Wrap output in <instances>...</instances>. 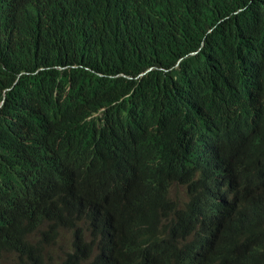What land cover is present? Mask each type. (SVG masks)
I'll return each instance as SVG.
<instances>
[{
	"label": "clouds",
	"instance_id": "clouds-1",
	"mask_svg": "<svg viewBox=\"0 0 264 264\" xmlns=\"http://www.w3.org/2000/svg\"><path fill=\"white\" fill-rule=\"evenodd\" d=\"M210 1L173 0V6L185 23L199 24L208 14L205 8ZM215 1L224 6H216L209 13L221 11V14H217L196 47L177 61L176 71L168 68L154 71L150 67L128 72L116 67L105 80L101 94L92 90L87 76L94 71L87 66L85 48L80 47L84 40L77 34L73 33L67 47H55L63 60L77 46L83 49L72 59L81 61L74 73L67 72L68 60L51 73L53 69L45 65L42 56L53 58L36 39L29 52L51 73L49 89L58 100L59 109L56 121L42 123L33 133L32 121L25 114L29 99L32 94L47 90L39 87L35 92L19 80L6 79L10 66L7 49L18 24L49 21L55 12L50 0H18L10 19L0 26V126L6 123L8 135L18 136V140L0 145V155H40L45 152L44 145L37 150L30 147H37L46 134L50 135L43 143L51 144L47 145L48 158L36 161L42 180L39 184L16 185L9 180L0 183V247H6L0 252V264H7L6 260L24 264H186V258H202L214 249L239 242L226 222L240 202L264 212V66L250 72L240 90L233 84L239 93L231 98L224 95L232 55L243 63L248 60V52L257 46L264 47V34L260 35L264 29V0ZM230 8H236L234 16L226 13ZM238 40H241L239 45ZM256 57L264 60V52ZM80 76L86 77L82 85L89 101L71 112L74 106H69L67 101ZM177 91L181 94L176 95ZM171 97L176 100H164ZM162 100V104L155 105ZM234 101L237 106L232 105ZM98 104V110L93 112ZM196 105L204 111L190 127L189 118L195 114ZM223 112L230 113L232 121L218 125ZM11 115L18 123L13 128L7 123ZM144 115L147 116L143 120ZM57 123L72 126L94 147L101 144L130 147L141 159L143 155V160L148 161L143 168L154 167L170 184L166 197L174 204L169 219L160 224L172 220L171 224L187 230L171 232L165 238L149 235L143 241L128 229L112 227L103 202L97 198L88 200L91 186H85L84 179L71 182V173L78 171V166L84 168L87 148L79 147L85 159L72 167L70 161L77 147L72 140L55 132ZM29 125L31 129H27ZM204 137L214 140L221 148L200 166V155L192 160L189 152H194ZM24 143L30 146L28 150L22 149ZM187 163L190 166L184 169L174 166ZM140 165L133 163L135 168ZM144 175L142 172L138 177ZM193 180L201 186L193 188ZM14 196V202L7 203ZM202 216L209 217L207 225L200 223ZM258 226L264 236V221L258 222ZM27 247L38 250L30 254ZM198 250L205 251V255L193 256ZM24 254L28 257L23 258Z\"/></svg>",
	"mask_w": 264,
	"mask_h": 264
},
{
	"label": "trees",
	"instance_id": "trees-1",
	"mask_svg": "<svg viewBox=\"0 0 264 264\" xmlns=\"http://www.w3.org/2000/svg\"><path fill=\"white\" fill-rule=\"evenodd\" d=\"M50 1L55 12L53 18L49 21L38 20L34 24H18L17 33L7 49L10 66L6 72V79L8 81L19 80L35 92H38L39 87L47 90L40 94H32L29 99L25 114L32 121V129L30 125L27 129H31L33 133L41 128L42 123L56 121L55 114L59 109V103L49 89L51 73L63 67L66 60L70 63L67 72L74 73L78 70L81 61H72V59L83 50L81 48H85L87 66L94 71L87 76L91 80L92 90L94 93L101 94L105 89V80L116 67L120 71L128 72H139L150 67H153L154 71L159 68L176 71L177 61L196 47L197 41L211 28L217 14H221V11L209 12L216 6H224L220 2L211 0L205 8V12L208 13L205 20L199 24H190L185 23L181 13L174 9L173 0ZM17 4L18 0H0V26L10 19ZM241 6L245 7V1ZM235 10L236 8H230L226 13L234 16ZM73 33L84 41L80 44L81 48L77 46L63 60L55 47H67L72 41ZM261 34H264V29L260 32ZM36 39L47 49L46 53L51 54L53 58L42 56L45 65L53 69L51 73L37 57L29 52L30 45ZM240 42L241 40H238L237 44L239 45ZM259 52H264V47L257 46L248 52L246 54L248 60L243 63L238 61V56L230 53L232 55L231 66L224 86L226 97L231 98L235 93H239L234 85L239 86L240 90V86L244 87L248 74L264 66V60L256 57ZM223 73L227 75V69L224 68ZM85 79L86 77L83 76L78 77L74 90L68 98L67 104L74 106L71 112L77 111L81 103L89 101L88 92L82 85ZM206 88L212 90L211 87ZM175 94L180 95L181 92L177 91ZM164 100L175 101L176 99L171 97L164 98ZM164 100L155 105L162 104ZM232 105L237 106L235 101ZM99 106L100 104L96 105L92 109L93 112H96ZM203 111L202 107L196 105L195 114L189 118L190 127L195 124ZM85 113H88V110H85ZM224 114L225 112L219 116L218 125L229 124L232 121L233 117L230 113L229 115ZM146 116L144 115L143 120ZM176 116H180V113ZM55 132L72 140L77 147L76 153L72 154L71 160L74 161L71 163L72 167L85 159L79 147L87 148L84 168L78 166L79 170L71 173L70 180L75 183L84 179L83 184L91 186L88 200L94 201L97 198L103 202L106 217L112 227L128 229L137 239L142 238L143 241L149 235L165 238L171 232L180 233L187 230V228L182 229L180 225L174 224L171 231L172 227L169 224H160V221L169 219L174 204L166 197L170 184L168 179L157 172L154 167L149 170L146 167L141 170L135 168L133 163H141L144 160L130 147H116L109 144L94 147L72 126L65 123H57ZM28 134L31 135V133ZM48 135L50 134H46L40 140L37 147H30L24 143V148H22L30 147L37 150L38 147L44 145L45 152H42V155L34 154L29 157L25 154L22 156L1 154L0 183L9 180L16 185L39 184L42 180L36 161L44 160L45 156L48 157L47 145L51 142L43 143ZM169 138L172 136L167 139ZM17 140L18 136L8 135L6 123L0 126V145ZM167 143L168 141L165 144ZM65 156L69 158V152L66 151ZM174 166L183 169L189 167L187 164ZM142 172H145V175L139 178L138 174ZM199 186L201 185L195 180L192 181L193 188ZM188 196H192L190 190ZM9 199L7 203H13L16 197ZM202 217L200 223L207 225L209 217ZM227 218L226 224L239 237V242L214 249L202 258H186V264H264V236L262 229L258 226V222L264 221V212L247 202H240L231 216ZM5 249V246H1L0 252ZM26 249L30 254L38 250L37 247ZM27 257L23 255V258Z\"/></svg>",
	"mask_w": 264,
	"mask_h": 264
},
{
	"label": "bare ground",
	"instance_id": "bare-ground-1",
	"mask_svg": "<svg viewBox=\"0 0 264 264\" xmlns=\"http://www.w3.org/2000/svg\"><path fill=\"white\" fill-rule=\"evenodd\" d=\"M7 123L9 124V126L11 128L15 127L18 124L17 121L14 120V116L13 115L10 116L9 120L7 121ZM220 148H221L220 145L217 144L214 140H212V139H210L208 137H204L201 140V142L199 143V145L197 146V148L195 149V151L194 152H189V153L192 154V160H193L195 155H200L199 165L203 166L205 161L211 159L214 155H216L218 153V151L220 150ZM144 153H145V151H144ZM45 157H47V156H45ZM142 157H143V155H142ZM66 160L69 161V158L66 157ZM192 160H191V162H192ZM70 162L73 163L74 161L71 160ZM146 165H148V161L144 160L143 162H141V165L139 166V169L141 170ZM187 165L190 166V163H187ZM202 171H204V170H202ZM215 180H216V177H215ZM37 199L39 200V198H37ZM208 239H209V236L206 237L204 240H208ZM199 253L205 255V251L198 250V251L194 252L193 256H195L196 254H199ZM9 264H24V263H22L20 261H10L9 260Z\"/></svg>",
	"mask_w": 264,
	"mask_h": 264
},
{
	"label": "rangeland",
	"instance_id": "rangeland-1",
	"mask_svg": "<svg viewBox=\"0 0 264 264\" xmlns=\"http://www.w3.org/2000/svg\"><path fill=\"white\" fill-rule=\"evenodd\" d=\"M181 190H182L183 193H185V189L184 188H182ZM161 223H165V222L161 221ZM6 263L9 264V260H6Z\"/></svg>",
	"mask_w": 264,
	"mask_h": 264
}]
</instances>
